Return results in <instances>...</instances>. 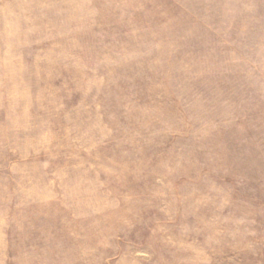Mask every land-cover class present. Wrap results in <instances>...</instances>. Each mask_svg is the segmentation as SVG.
Segmentation results:
<instances>
[{
	"label": "rangeland",
	"instance_id": "rangeland-1",
	"mask_svg": "<svg viewBox=\"0 0 264 264\" xmlns=\"http://www.w3.org/2000/svg\"><path fill=\"white\" fill-rule=\"evenodd\" d=\"M0 264H264V0H0Z\"/></svg>",
	"mask_w": 264,
	"mask_h": 264
}]
</instances>
